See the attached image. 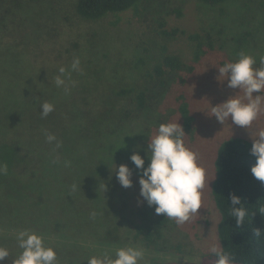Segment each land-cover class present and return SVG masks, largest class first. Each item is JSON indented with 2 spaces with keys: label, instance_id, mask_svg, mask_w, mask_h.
Segmentation results:
<instances>
[{
  "label": "rangeland",
  "instance_id": "obj_1",
  "mask_svg": "<svg viewBox=\"0 0 264 264\" xmlns=\"http://www.w3.org/2000/svg\"><path fill=\"white\" fill-rule=\"evenodd\" d=\"M76 3L77 0H0V165L10 163L3 181V174H0V189L9 193L2 201L25 203L27 207L32 203L33 211L37 213L35 218L40 220L35 232L45 225L60 224L57 213L48 208L52 202L49 186L42 185L39 177L36 198L27 196L25 200L21 197L23 191L35 185L25 182L24 176H29L33 170L49 172L48 166L26 162V159L38 156L40 143L46 150L41 157L58 163L59 181L62 182L63 177L75 182L77 178H94L89 166L85 167L88 151L82 158L71 157L68 153V145H79L68 131L63 146L47 141L46 134L56 136L59 132L58 135H62L64 128L34 116L33 106L38 100L39 105L52 102L54 114L49 119L62 118L67 130L77 114L75 125L87 136H91V124L100 110L107 106L112 116L101 127L99 145L106 149L109 133L115 135L116 141L129 139L132 152L128 160L141 176L142 171L130 157L138 152L145 159V167L148 166L149 136L157 135L159 125L163 123L179 122L182 126L179 100L185 95L194 126L191 132L185 133L183 142L197 155L198 164L206 172L202 207L197 214L182 224L167 218L168 222L161 230L162 238L147 247L143 242L124 238V230H113L115 219L112 217L106 220L100 216L96 220L88 217L81 222L79 217L84 210L98 207L96 195L85 187L67 188L66 191H72L74 195L65 199L59 208L65 233H41L46 246L59 251L58 264H87L91 257L102 258L104 255L114 259L116 251L126 247L144 251L140 264L200 263L210 253L211 246L221 248L218 236L220 214L212 194L218 150L231 137L253 141L251 133L255 135L264 130V109L249 129L233 125L231 120L222 124L209 116L211 104L218 105L232 96L237 95L247 102L240 89L229 88L227 80H218V68L237 61L242 52L254 57L256 66H260L259 62L264 58V0H229L221 6L196 0H141L139 13L131 10L99 21L82 19L77 14ZM175 30L178 34H164ZM189 34L200 35L206 43V53L196 64H193V58L197 46L189 39ZM163 47L182 57L188 66L194 65L195 70L172 75L166 88L161 93H154L151 108L136 114L133 103L119 98L116 90L131 85L143 87L150 82L146 81L144 70L162 55ZM143 58L147 61L145 65L141 62ZM77 59L79 65L74 69L72 65ZM60 68L65 69L64 73L59 71ZM58 77L64 81L59 87L55 83ZM225 78L220 77L221 80ZM127 112L131 113L130 117H126ZM47 175L49 180L52 179L50 173ZM132 179L138 181L135 176ZM98 185L93 191L104 192ZM129 189L132 206L138 213L145 211L154 220L162 215H157L155 207L149 206L140 195L139 181ZM99 202L100 209L104 210L114 209L113 204H118L115 200ZM20 226L19 231L27 228L25 222ZM109 229L113 233L111 236L107 235ZM22 251L18 241L8 260L1 264H13ZM195 257L198 259L194 260Z\"/></svg>",
  "mask_w": 264,
  "mask_h": 264
},
{
  "label": "trees",
  "instance_id": "obj_2",
  "mask_svg": "<svg viewBox=\"0 0 264 264\" xmlns=\"http://www.w3.org/2000/svg\"><path fill=\"white\" fill-rule=\"evenodd\" d=\"M196 1L210 6H221L229 0ZM140 6L141 0H77L76 11L82 19L87 21H99L109 15H118L131 10L139 13L141 9ZM164 34L171 36L173 34H178V31L175 30L172 33L165 31ZM209 38L210 36H208L207 39ZM189 39L195 42L197 46L193 58V64H196L206 53V43L202 40V37L197 34H189ZM209 42L212 48L211 40H209ZM141 62L143 65L147 63L145 58H143ZM183 70L193 72L195 66H188L182 57L171 54L167 47H163L162 55L153 62L151 67L144 70L145 79L150 82L147 81V84L143 87L131 85L119 91L116 90V95L119 98L130 100L135 107L136 114L144 113L151 108L154 93L157 91L161 93V91L166 88L168 79L172 75ZM182 81L185 82L184 80ZM179 101V113L182 119V127L185 133L191 132L194 126V117L192 115L190 103L185 95L181 96ZM106 107L107 106H104L102 110H100L99 116H97L96 120L91 124L90 129L92 134L91 136H87L75 125L78 121L77 114L75 119L69 124L67 130L65 129L62 118L59 120L56 117L55 121L49 119V117L54 114L53 111L48 117H42V109L41 105H39V100L37 104L35 103V107L33 106L34 116L38 120H48L64 128L62 135H58L59 132L56 134V139L53 141L54 143H59L63 146V138L66 131H68L72 138L78 141V146L68 145V153L72 155L71 157L82 158L86 155L87 151L89 152V157L86 159L88 165H85V167L89 166L91 169L90 171L95 175L94 178L90 180L77 178L75 182L72 179L70 181L68 178L63 177L62 182L59 181L60 173L57 171L59 165L53 159L47 160L44 156L41 157L42 154L46 153V150L41 148L40 143L39 149H37L38 156L28 158L26 162H36L37 165L42 167L48 166V173H50L52 179H48L47 172L43 173L38 170H33L30 172L31 174L29 176H24L23 180L35 185L30 187L27 191H23L21 197L25 200H27V196L36 198V183L40 178L42 185L49 186L48 190L49 193H51L52 202H50L48 208L57 213L59 216L57 219L60 224H53L50 221L53 226L45 225V227L35 232V228L39 225L38 221L40 220L35 218L37 213L33 211L32 203L27 207L25 203H23V205H18L11 200L2 201L3 198L9 196V193L6 191L3 192L0 189V247L7 248L10 255L11 249L18 246V231L21 227L20 224H24V222L27 228L22 231L34 232L39 235H42L41 232L50 234L58 231L60 234H62V232L65 233L66 228L61 225V211L59 208L62 207L65 199L74 195V192L66 191L67 188L70 190L85 187L89 193L92 191L96 195L98 207H96V209L93 207L90 211L84 210L83 215L79 217L81 222L86 221L88 217L93 220H96L99 216L105 217V220L106 218L112 217L113 220L115 219L113 230L116 232H119V229L124 230L126 232V236L124 234L122 235L124 238L143 242L147 247L153 246L162 238L161 230L168 222L167 217L162 214L154 220L151 219L150 215L145 211L138 213L132 206L130 187H122L119 180L116 178V166L118 169L120 165L126 164L132 170L133 176L139 181L140 176L128 160V156L129 154L131 155L132 152L129 139L120 138L116 141L115 135L109 133L107 136L106 149L101 148L99 145L101 144L99 138L101 127L106 121H109L112 116L111 111ZM125 115L126 117H130L131 113L127 112ZM252 144L253 141L249 139L231 137L221 144L215 161L216 179L212 186V194L220 214L218 236L221 249L231 255L233 264H264V182L257 180L251 173V168L256 164V157L251 155ZM27 148H31V146H27ZM9 164L10 163H6L7 166ZM4 177L5 175L3 174V178L1 176L2 181ZM34 178H36V180H33ZM138 181L133 182V184L138 183ZM57 182L59 183L58 186L56 185ZM97 185L103 188L104 192L99 194L94 192L93 189L96 188ZM50 187L54 189L51 192ZM233 194L241 197L243 207L248 211L246 222L239 227L237 226L236 219L231 217L229 212L228 204L231 203L230 197ZM100 200H115L118 201V204H113L114 209L104 210L100 209ZM24 214H26L27 217L24 216ZM55 226L58 227L53 228ZM257 229L262 231L259 236L255 235ZM109 230L107 235L111 236L113 233L111 229ZM20 232L21 230L19 233ZM64 238L67 239L65 236ZM116 239L119 240L121 237H116ZM54 250L58 258L59 251L55 248ZM8 258H5L0 264L7 261ZM168 264H216V258L208 253L200 263L171 262Z\"/></svg>",
  "mask_w": 264,
  "mask_h": 264
},
{
  "label": "clouds",
  "instance_id": "obj_3",
  "mask_svg": "<svg viewBox=\"0 0 264 264\" xmlns=\"http://www.w3.org/2000/svg\"><path fill=\"white\" fill-rule=\"evenodd\" d=\"M259 64L257 67L256 59L242 52L237 61L225 63L218 68V80H227L229 88L240 89L239 92L245 94L247 102L235 95L215 106L210 103L209 116L215 117L222 124L231 120L233 125L249 129L264 109V58H261ZM78 65L77 59L72 67L75 69ZM59 71L64 73L65 69L60 68ZM220 77L226 78L221 80ZM55 83L59 87L64 81L58 77ZM41 109L42 117L46 118L54 110V105L44 102ZM184 135L185 131L179 122L160 124L158 134L149 136L148 156L149 151L151 155L148 166L145 167V159L138 152L130 157L136 168L142 171L139 178L140 195L149 206L155 207L157 215L173 218L178 224L188 221L201 209V195L206 179L205 169L198 164L197 155L185 147ZM251 138V155L256 157L251 173L257 180L264 182V130L255 135L251 133ZM46 139L51 143L56 137L46 134ZM7 171V165H0V174H7ZM115 175L122 187L133 185V173L128 165L122 164L118 169L116 166ZM230 200V216L236 219L239 227L246 222L248 211L243 207L241 197L233 194ZM261 232L257 229L255 235L259 236ZM17 239L23 251L13 264H57L56 251L46 246L42 235L21 231ZM209 251L216 258V264H233L231 255L219 246L213 245ZM9 255L7 248L0 247V262ZM144 256L142 249L126 247L118 249L114 259L109 255L102 258L91 257L87 264H140Z\"/></svg>",
  "mask_w": 264,
  "mask_h": 264
}]
</instances>
